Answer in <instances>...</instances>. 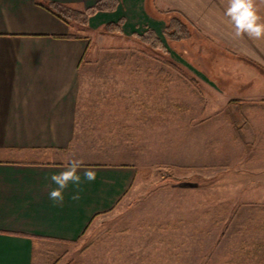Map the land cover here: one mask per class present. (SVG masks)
<instances>
[{
	"label": "rangeland",
	"instance_id": "1",
	"mask_svg": "<svg viewBox=\"0 0 264 264\" xmlns=\"http://www.w3.org/2000/svg\"><path fill=\"white\" fill-rule=\"evenodd\" d=\"M189 30L182 41L162 33L166 53L75 30L90 46L74 156L57 159L128 163L136 175L77 241L41 242L35 264H264V81Z\"/></svg>",
	"mask_w": 264,
	"mask_h": 264
},
{
	"label": "crops",
	"instance_id": "2",
	"mask_svg": "<svg viewBox=\"0 0 264 264\" xmlns=\"http://www.w3.org/2000/svg\"><path fill=\"white\" fill-rule=\"evenodd\" d=\"M98 1L0 0V264H35L41 242L77 241L135 179L132 164L88 161L96 180L81 183L79 200L72 199V184L62 205L48 197L56 187L51 176L67 164L57 158L74 156L80 68L90 44L76 34L80 27L61 21L46 4L85 9ZM256 6L264 21V3L256 0ZM226 7L227 0H117L114 11L90 17L86 30L121 22L123 35L150 29L161 40L172 14L166 11H178L200 36L247 60L264 81V39L235 38Z\"/></svg>",
	"mask_w": 264,
	"mask_h": 264
},
{
	"label": "clouds",
	"instance_id": "3",
	"mask_svg": "<svg viewBox=\"0 0 264 264\" xmlns=\"http://www.w3.org/2000/svg\"><path fill=\"white\" fill-rule=\"evenodd\" d=\"M264 3V0H261ZM224 15L228 18L233 28L235 38L247 35L254 40L264 39V21L257 14L256 0H227ZM83 172V181L80 172ZM96 171L87 166L82 159L69 158L64 169L58 174L51 176V182L56 187L48 192L50 200L62 205L64 193L72 184L77 188V194L72 196L73 200H79V189L82 182L96 180Z\"/></svg>",
	"mask_w": 264,
	"mask_h": 264
},
{
	"label": "trees",
	"instance_id": "4",
	"mask_svg": "<svg viewBox=\"0 0 264 264\" xmlns=\"http://www.w3.org/2000/svg\"><path fill=\"white\" fill-rule=\"evenodd\" d=\"M117 5V0H99L91 7L85 9H75L68 5L49 2L46 4V8L57 16L61 21L67 25H75L80 29H86L88 26L89 18L100 11H114ZM167 13H175L176 15L170 17L164 26L163 34L171 41H182L190 38L191 33L189 26L195 28L193 24L178 11H166ZM103 32L107 34H121V22L107 23L102 27ZM135 39L141 42L143 45H147L152 49L159 50L166 53V48L162 41L156 36V34L147 29L142 34L132 35ZM174 182H178V179H172ZM75 241H65L64 243H73Z\"/></svg>",
	"mask_w": 264,
	"mask_h": 264
},
{
	"label": "water",
	"instance_id": "5",
	"mask_svg": "<svg viewBox=\"0 0 264 264\" xmlns=\"http://www.w3.org/2000/svg\"><path fill=\"white\" fill-rule=\"evenodd\" d=\"M237 107V105H235Z\"/></svg>",
	"mask_w": 264,
	"mask_h": 264
}]
</instances>
